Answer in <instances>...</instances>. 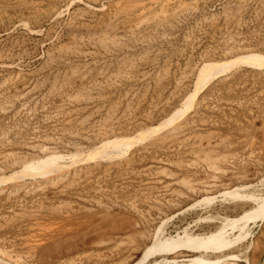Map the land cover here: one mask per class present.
Here are the masks:
<instances>
[{
  "label": "rangeland",
  "instance_id": "1",
  "mask_svg": "<svg viewBox=\"0 0 264 264\" xmlns=\"http://www.w3.org/2000/svg\"><path fill=\"white\" fill-rule=\"evenodd\" d=\"M0 264H264V0H0Z\"/></svg>",
  "mask_w": 264,
  "mask_h": 264
},
{
  "label": "bare ground",
  "instance_id": "2",
  "mask_svg": "<svg viewBox=\"0 0 264 264\" xmlns=\"http://www.w3.org/2000/svg\"><path fill=\"white\" fill-rule=\"evenodd\" d=\"M167 2H169V1H167ZM256 63V62H255ZM229 64V63H228ZM244 64V63H243ZM242 64V65H243ZM246 64H249V63H247L246 62ZM254 64V63H253ZM255 65V64H254ZM261 65H263L262 63H261ZM248 66H253V65H251V63H250V65H248ZM256 66V65H255ZM254 66V67H255ZM258 66V65H257ZM256 66V67H257ZM259 67V66H258ZM262 67V66H261ZM207 68H209V71L211 70V67H206V70H207ZM215 68V67H214ZM262 69V68H261ZM212 71V70H211ZM218 72V71H217ZM214 73V72H213ZM214 77V76H213ZM210 79L211 78H209V79H205L204 80V78H200V81H198V83L200 82V88H203L209 81H210ZM177 115H178V113H177ZM225 227H224V225H221L216 231H214V233H212V239H211V241L214 243V245H213V247L212 248H214V249H218V250H221V249H226V248H228V246H229V244H230V239L227 237V236H225ZM87 240V239H86ZM69 242V241H68ZM88 242V241H87ZM72 243V242H71ZM64 244V243H63ZM67 244V243H66ZM72 245V244H71ZM69 247V246H68ZM67 247V248H68ZM50 248H52V246H50ZM49 248V249H50ZM64 248V247H63ZM43 250V249H42ZM59 250H61V249H59ZM58 251V250H57ZM65 251V250H64ZM152 251H154L153 249H152ZM51 253V252H50ZM49 253V254H50ZM51 256V255H50ZM148 256V252H145L144 254H143V258H145V257H147ZM47 259V258H46ZM44 260V259H43Z\"/></svg>",
  "mask_w": 264,
  "mask_h": 264
}]
</instances>
